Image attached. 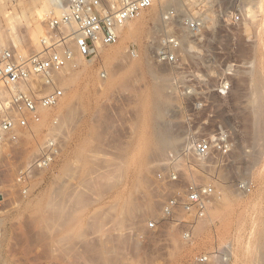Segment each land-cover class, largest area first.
Returning a JSON list of instances; mask_svg holds the SVG:
<instances>
[{"label":"rangeland","instance_id":"374dc122","mask_svg":"<svg viewBox=\"0 0 264 264\" xmlns=\"http://www.w3.org/2000/svg\"><path fill=\"white\" fill-rule=\"evenodd\" d=\"M49 2L0 0V43L18 53L35 51L37 10ZM237 5L244 21L214 19L186 41L176 68L153 57L163 10L156 4L127 23L116 44L100 47L94 58L77 55L73 64L80 59V65L60 72V104L45 109L46 117L41 110L37 130L19 131L11 146H0V264H264V107L258 110L255 101L264 94V0H231L222 9ZM56 13H44L39 39ZM132 47L137 56L130 55ZM225 78L231 90L220 95L215 90ZM159 84L169 95L160 120L150 108ZM161 127L176 144L158 153ZM220 131L230 135L229 153L197 158L188 149ZM48 135L60 144L59 158L21 199L18 168ZM170 164L181 182L158 178ZM187 180L216 190L205 217L192 222L190 240L162 212ZM240 182L251 190L240 191Z\"/></svg>","mask_w":264,"mask_h":264},{"label":"built area","instance_id":"2783aa9c","mask_svg":"<svg viewBox=\"0 0 264 264\" xmlns=\"http://www.w3.org/2000/svg\"><path fill=\"white\" fill-rule=\"evenodd\" d=\"M172 0H67L59 15L46 20L47 31L38 49L22 56L16 47L0 43V146L9 147L19 139V131H28L42 120V109L56 107L64 96L58 75L74 56L94 58L100 47L116 44L120 31L127 23L153 5L162 6L161 30L152 40L153 57L158 64L178 67L182 61L186 41L201 35L214 19L239 24L244 21L243 9L238 5L222 9L231 0H179L182 4H166ZM151 41V40H150ZM137 56V49H130ZM102 76L105 72L102 71ZM230 75V74H229ZM230 77V76H227ZM225 78L215 91L227 95L230 81ZM233 144L227 131L194 140L190 149L197 158L214 152L229 153ZM60 144L48 135L38 151L17 171L16 185L21 199L29 198L43 172L59 158ZM10 158L11 154H9ZM158 173L161 181L181 182L179 171L173 168ZM242 192L251 185L240 182ZM0 191V203L5 200ZM216 190L211 184L187 180L163 204V216L182 225L183 237H192V222L203 219L214 200ZM157 222H149L156 228ZM202 260H206L204 257Z\"/></svg>","mask_w":264,"mask_h":264},{"label":"bare ground","instance_id":"6f19581e","mask_svg":"<svg viewBox=\"0 0 264 264\" xmlns=\"http://www.w3.org/2000/svg\"><path fill=\"white\" fill-rule=\"evenodd\" d=\"M50 2H49V5H45V6H41L40 8H38V10H37V15H38V19L37 20H35V27H34V29L32 28V30L34 31V32H32L33 33V35H32V37L31 38H33L32 40L34 41H32L31 39V42L32 43H34L37 47H36V50H37V48H38V40H40L39 39V35H41V34H43L42 32V25H43V21H44V17H43V15H44V13L45 12H50V10H54L55 11V13L56 14H59L60 12H61V10H63L64 9V6H65V2L67 1V0H49ZM171 3H174V4H177V5H181L182 3L179 1V0H172L171 1ZM44 4V3H43ZM166 4H169V3H166ZM42 5V4H41ZM156 5V4H155ZM154 6V5H153ZM152 6V7H153ZM151 7V8H152ZM250 11V13H252L251 12V10L249 9L248 10V12ZM158 13V12H157ZM157 15V14H156ZM45 16V15H44ZM137 17H139V16H137ZM156 17V16H155ZM136 19V18H135ZM43 20V21H42ZM132 21V20H131ZM42 23V24H41ZM128 23H130V21L128 22ZM161 31V29L159 28V27H157V31H156V36H155V38L153 39V41L154 40H156V38H157V35L159 34V32ZM129 32V35H132L134 32H135V30H134V28L133 27H130V30L128 31ZM128 36V35H127ZM126 36V37H127ZM30 43V42H29ZM31 43V44H32ZM38 44V45H37ZM151 46L153 47V43H151ZM18 47V46H17ZM34 47V46H33ZM32 47V48H33ZM251 48V47H250ZM35 49V48H34ZM99 49H101V48H99ZM254 49V48H253ZM18 50H19V54L20 55H22V56H25L26 54H25V52L20 48H18ZM100 51V50H99ZM153 53V52H152ZM80 55H78V57H79ZM77 57V55L76 56H74V58L71 60V61H69L68 63H67V65L63 68V69H73L74 70V68L76 69V66H78V65H80L79 63L82 61H80V59L77 61V64L76 65H74L73 63L74 62H76V58H78ZM82 57V56H81ZM84 58V57H83ZM83 63V62H82ZM73 64V66L71 67V65ZM162 66V65H161ZM163 66H165V65H163ZM230 66V65H229ZM71 67V68H70ZM71 69V70H72ZM116 70V69H115ZM118 70V69H117ZM117 70H116V72H117ZM115 72V73H116ZM114 73V74H115ZM118 73V72H117ZM116 73V74H117ZM252 75V74H251ZM118 76V75H117ZM251 77H253V76H251ZM156 79V78H155ZM249 81V80H248ZM254 81V80H253ZM159 83V82H158ZM161 83V82H160ZM258 83V82H257ZM168 87V86H167ZM170 88V87H169ZM256 88V87H255ZM254 88V89H255ZM169 90V89H168ZM260 90H262V89H260ZM259 90V91H260ZM154 91H155V98H154V100H152V103H150L151 105H150V108H151V110H152V112H153V115L156 117V118H158L159 120L161 119V117L164 115V113L166 112V108H167V104H168V97L167 98H165L166 96H169V95H166L165 94V87H164V84L163 85H161V84H159L158 86H156V88H154ZM153 91V92H154ZM257 91V90H256ZM171 93V92H170ZM149 94H152V93H149ZM166 95V96H165ZM254 95V94H253ZM165 96V97H164ZM255 96H257V95H255ZM251 97V96H250ZM253 97V96H252ZM149 98V97H148ZM256 97H254V99H255ZM147 99V98H146ZM249 100V99H248ZM252 100V99H251ZM150 101V100H149ZM170 101H171V99H170ZM256 102V105H258L257 107H258V110H262L263 109V107H264V94H261L260 96H259V99L257 100V98H256V100H255ZM254 102V101H253ZM60 104V103H59ZM147 105V104H146ZM254 105V104H253ZM254 107V106H253ZM149 108V107H148ZM149 108V109H150ZM41 111V110H40ZM42 113H43V117H46V111H45V109H42ZM45 114V115H44ZM48 115V114H47ZM152 115V116H153ZM155 117H154V119H155ZM164 117V116H163ZM158 121V120H157ZM158 123V122H157ZM157 123H156V125H157ZM157 128V127H156ZM32 129H33V127L31 128V132H33L32 131ZM35 129L37 130V127H36V125H35ZM155 129V128H154ZM156 131V130H155ZM156 134V140H155V146H154V152L156 151V152H158V153H162L163 152V150H164V148L165 147H167V146H169V145H172L175 141H176V139L173 141L172 139V136H171V134L173 135V133H171V134H169L166 130H163V127H161L160 129H157V132H155ZM35 134H36V132H35ZM34 135V134H33ZM257 135V134H256ZM174 136V135H173ZM155 138V137H154ZM179 142V141H178ZM175 144H176V142H175ZM175 146V145H174ZM188 147H189V144H188ZM151 149L153 148V147H150ZM151 149H147V150H150L151 151ZM153 150V149H152ZM150 151H147V154L148 153H150ZM162 151V152H161ZM153 153V152H152ZM145 161H146V159H145ZM150 169V166L149 165H145V167L143 168V172H147L148 170ZM142 172V173H143ZM222 177H224V176H222ZM216 182V181H215ZM221 183V182H220ZM216 184V183H215ZM226 186V184H224V187ZM222 187V186H221ZM226 188V187H225ZM227 191V190H226ZM246 193V192H245ZM239 195V194H238ZM237 195V196H238ZM226 196H227V194H226ZM241 196H242V194H241ZM240 196V197H241ZM153 203H154V201L152 200V203H150V205H149V210L150 211H152V209L154 210L155 208H154V205H153ZM34 205V204H33ZM148 207V206H147ZM219 210V209H218ZM216 210H214V212H215ZM171 233V232H170ZM225 257V256H224ZM263 258H264V256H263Z\"/></svg>","mask_w":264,"mask_h":264}]
</instances>
